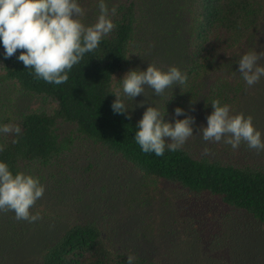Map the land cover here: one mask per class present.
<instances>
[{"label": "trees", "instance_id": "trees-1", "mask_svg": "<svg viewBox=\"0 0 264 264\" xmlns=\"http://www.w3.org/2000/svg\"><path fill=\"white\" fill-rule=\"evenodd\" d=\"M105 2L109 10L116 8V14L110 16L114 29L93 52L86 53L73 66L63 84L36 79L33 70L18 61L19 50L6 59L0 43V81L13 89L6 99L0 95V125L10 123L21 128L19 136L0 134V145L4 146L0 161H5L14 174L23 171L39 177L45 186L43 197L31 209L33 214L45 215L36 223L52 219L47 208L55 210L53 206L57 203L74 206L75 214L80 216L59 226L60 230L46 234L49 237L40 247L36 264H127L129 254L136 257L135 264L152 263L143 252L133 254L112 243V230L120 231L125 226L123 223L118 227L112 219L122 195L111 189L107 192L109 185L104 180L97 187L90 184L102 160L114 171L123 167L144 179L141 188L134 185L138 193L133 186L126 193L131 209L145 207L139 189L147 181L154 184L161 180L178 188L183 206L192 205L194 211L199 210L209 221H214L223 207L242 213L234 218L226 214L218 220L221 234L215 231L206 237L205 247L211 253L201 259L197 255L190 263L184 258L187 264H264V246L258 244L264 237L261 233L264 232V151L258 153L243 143L233 150L225 143H207L200 137H192L198 144L187 141L183 149L175 152L166 149L163 156L144 153L134 139L139 120L130 100L126 101L131 113L129 119L113 112L111 105L116 97L110 92L120 90L125 73L133 69L140 71L139 60L156 45L161 46L163 40L159 35L148 37L149 27L158 14L160 21L174 24L172 30L177 33L168 30L170 38L181 35L186 42L181 54V48L174 50L168 42L162 50L163 58L169 59L173 66L177 64L188 76L186 85L182 86L184 92L175 85L163 95L160 108L165 113V122H173L177 107L184 112L198 108L207 115L213 111L211 102L218 99L221 104H228L233 114V106L241 104L236 113L245 115L250 111L255 126L258 114L264 111V85H261L264 77L260 84L248 87L235 63L249 51L252 39L261 30L258 21L264 13V0ZM79 3L86 10L83 22L95 23L99 15L98 0H79ZM147 14H151V24ZM175 57L177 62L173 61ZM251 92L252 97H247ZM26 95L37 97V106L14 104ZM193 114L195 119L199 117ZM13 139L18 143H12ZM205 148L209 149L206 154L201 151ZM127 219L122 217L124 222ZM200 220L203 226L204 220L197 217ZM22 223L31 226L35 222L17 220L12 211L0 212L1 242L10 241L9 246L24 237L30 226ZM144 226L141 225V235Z\"/></svg>", "mask_w": 264, "mask_h": 264}, {"label": "clouds", "instance_id": "clouds-1", "mask_svg": "<svg viewBox=\"0 0 264 264\" xmlns=\"http://www.w3.org/2000/svg\"><path fill=\"white\" fill-rule=\"evenodd\" d=\"M98 9L95 23L86 25L82 19L86 10L79 0H0V43L5 58H11L19 50L18 61L32 69L36 79L56 85L67 82L73 66L79 64L86 53L93 52L115 27L110 16L116 14V8L109 10L105 0H98ZM261 58L264 52L251 51L238 61V71L248 87L264 77ZM187 80V74L176 66L164 70L148 64L144 70H130L122 78V88L110 91L116 97L112 110L130 119L127 100L145 96L146 87L152 89L155 96H162L175 85L184 92L182 86ZM143 104L141 101L140 106ZM211 106L213 111L207 116V126L198 129L204 141L223 142L233 150L243 143L258 153L264 151V138L254 126L251 115L233 114L230 106L221 104L218 99L213 100ZM164 115L157 107L149 105L138 121L134 139L144 153L163 156L166 149L181 150L193 136L195 118L184 115L182 108L177 107L174 115H184V118L175 119L174 123L165 122ZM20 133L19 125H0V134L19 136ZM12 143L18 140L13 139ZM3 151L4 146L0 145V152ZM208 151L204 149L205 154ZM44 192L45 186L39 177L23 171L14 174L5 161H0V212L12 211L17 220L29 223L42 219L39 212L33 214L31 209ZM135 260L136 257L129 254L127 264H135Z\"/></svg>", "mask_w": 264, "mask_h": 264}, {"label": "rangeland", "instance_id": "rangeland-1", "mask_svg": "<svg viewBox=\"0 0 264 264\" xmlns=\"http://www.w3.org/2000/svg\"><path fill=\"white\" fill-rule=\"evenodd\" d=\"M151 14H147L146 19L151 24ZM161 16L157 14V17L154 19L155 22H152V25L149 27V39L153 37L159 38L161 37L162 43L160 45H156L153 50H149L146 57H143L138 62V67L141 69H146L148 64H154L157 67H160L166 70L168 67L173 66L171 61L163 58L162 50L165 47V43L171 44L175 48H184L185 40L183 36L170 38L169 31L173 33H177L172 30V26L174 24H169L166 21H160ZM159 19V20H158ZM165 19V18H164ZM259 27H261L260 32H257V35L252 39L251 46L248 52L256 51L258 53L264 52V13L260 17L258 21ZM169 30V31H168ZM147 45L149 41H147ZM181 48V49H182ZM183 49L180 51L182 53ZM247 52V53H248ZM177 58L173 59V61L177 62ZM261 65H264V58H261L259 61ZM177 67H179L176 64ZM235 66L238 68L239 65L236 61ZM262 80L259 81V84ZM261 85H264L261 84ZM150 88H145V96L138 95L134 101L130 100L132 104V109L135 113V116L140 120L146 108L149 105L157 107L161 111V106L164 102L163 95L167 94L169 89H166L165 93L162 96H155L153 91H149ZM13 89L11 86L7 85V82L0 81V95L2 98H7L12 92ZM262 92L264 93L263 89ZM247 97H252V92L247 95ZM24 99L18 98L14 104L17 106L27 105L29 107L37 106L39 103L36 102L37 97L27 96L23 97ZM143 101V106H140V102ZM243 105H245V101L241 100ZM241 104L234 105L233 110L234 114L237 112ZM196 116H199L195 119V124L193 125V136L188 139L189 144H198L195 142L192 137L202 138V134L198 132V129L201 126H207V116L211 113L204 115V111H199L198 108L191 109ZM192 111L185 109L184 115L193 114ZM184 115L179 117L174 116L173 123L175 119H183ZM194 115V114H193ZM250 115V111H246L245 116ZM256 129L260 130L264 137V111L258 114V117L255 121ZM203 141V139L201 140ZM200 142V141H199ZM206 143V142H205ZM204 143V144H205ZM210 143V142H207ZM223 142H219L216 144L221 145ZM224 144V143H223ZM218 149V148H217ZM204 152V149L201 150ZM86 160V159H84ZM87 162V161H86ZM85 162V163H86ZM101 165L94 173L96 174L94 177V181L90 184L95 187L99 185L102 180L109 185L106 188V191L109 192H118L119 195H122L121 200L117 203V210L114 211L113 221L115 225L124 226V229L112 230V243L120 248L128 250L133 254H143L146 256L148 260H151V264H187L188 262L184 260L186 258L189 263L198 258H203L207 254H210L211 251L206 249L208 234H211L216 231V234H221V228L217 225L216 222L218 220L223 219L228 214V217L234 218L235 215L240 216L242 213L233 208L223 207L219 209L216 213V217H214V221H209L208 217H204L199 210L194 211L192 205L189 206L184 205V201L182 200L181 192L178 191V188L168 184L164 181L157 180L156 183L152 184L151 181H147L146 186L143 189H139L141 193H139V197L145 201V207L142 205L139 207H134L131 209V206L127 204V195L130 187L134 185L135 187L141 188V181L145 183L144 179H142L140 174H137L132 171H127L122 167V172L114 171L112 168L106 167L104 160L101 161ZM92 173V174H94ZM98 174V175H97ZM119 174V178L117 177ZM113 185V186H112ZM129 185V187L127 186ZM112 186V187H111ZM92 189V188H91ZM133 190V189H132ZM143 190V191H142ZM134 192H137L134 188ZM138 193V192H137ZM38 202V201H37ZM36 202V203H37ZM55 204V201H52ZM136 204V203H135ZM69 205V204H68ZM67 204H56L53 207H56L55 210L51 208H47V211L50 212L52 219L46 222H39L33 225H28L27 223H22L25 226H30V228L26 231L27 233L19 239L18 241L12 242L9 246L7 243L10 241H2L0 240V244H7V246L3 247L0 245V264H36V259L40 250V247L47 241L49 233L54 231H58L59 226L63 227L69 223H71L75 216L80 218V216L75 214V207H69ZM44 208V206H43ZM226 210L227 213H226ZM222 213V214H221ZM42 214V212H40ZM131 214V215H130ZM221 214V215H220ZM130 215V216H129ZM137 215V216H136ZM137 219L136 221L133 218ZM201 217L204 220L205 224L202 226L200 222L197 221V217ZM42 217L45 218L43 214ZM122 217H128L127 221H122ZM206 220V221H205ZM203 223V222H202ZM27 224V225H26ZM141 225H145L142 227L144 229V233L141 235L143 230L141 229ZM58 226V227H57ZM140 233H139V232ZM25 233V232H24ZM197 233H202L199 237H194ZM264 234V232H261ZM264 237L258 240V244L260 246H264ZM127 240L129 242L125 243ZM7 241V242H6ZM135 242V243H133ZM133 244V245H131ZM210 248V247H209ZM222 251V250H221ZM213 254V253H212Z\"/></svg>", "mask_w": 264, "mask_h": 264}]
</instances>
